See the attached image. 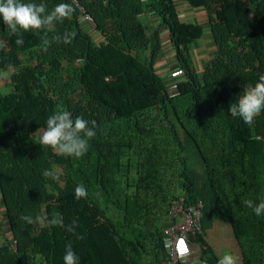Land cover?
<instances>
[{
	"label": "trees",
	"instance_id": "trees-1",
	"mask_svg": "<svg viewBox=\"0 0 264 264\" xmlns=\"http://www.w3.org/2000/svg\"><path fill=\"white\" fill-rule=\"evenodd\" d=\"M76 1L23 0L49 10L63 2L74 12L52 30L22 32V45L0 22V69H12L8 90H0V202L8 224L0 264H63L69 242L79 264H155L165 257L166 206L179 194L186 203L201 201L202 228L203 218L226 219L238 264H264V215L244 203L264 198V111L250 124L228 111L264 73V0H185L204 9L215 44L200 73L190 48L201 25L181 19L173 0ZM147 10L167 30L182 74L170 85L154 64L160 46L157 29L148 31ZM65 31L75 33L70 44L44 45ZM61 109L89 127L95 121L80 158L40 145L32 131ZM187 146L200 158L198 174L187 167ZM160 167L176 170V184L154 181ZM45 169L53 176H43ZM81 183L88 195L76 199ZM53 212L64 225L76 221L75 234L47 226ZM26 215L39 220L27 224ZM188 242L205 264H217L202 232Z\"/></svg>",
	"mask_w": 264,
	"mask_h": 264
},
{
	"label": "clouds",
	"instance_id": "clouds-1",
	"mask_svg": "<svg viewBox=\"0 0 264 264\" xmlns=\"http://www.w3.org/2000/svg\"><path fill=\"white\" fill-rule=\"evenodd\" d=\"M74 9L70 4L60 2L51 10L44 3L23 2V0H0V22L7 26L10 35H15L17 45L23 44L22 32L30 30H52L57 23L71 18ZM75 36L71 31L53 35L51 41L44 39V45L51 43L70 44ZM0 43V47H3ZM228 111L231 117L241 118L244 123L250 124L254 118L264 111V73L259 74L258 80L248 84L243 94L230 103ZM95 121L89 127V121L81 116L73 118L67 110H57L49 115L45 126L39 129V144L54 150L58 155L80 158L88 151L89 140L95 136ZM45 177H52L53 173L45 169L42 172ZM88 195L86 187L81 183L74 188L76 199L85 198ZM245 205L252 209L256 216L264 215V198L258 203L252 200L244 201ZM27 224L36 223L39 218L24 216ZM47 226H62L65 230L75 234L78 227L76 221L64 225L63 218L57 212H53L50 219L45 221ZM77 239H84L83 235H77ZM63 264H79V257L73 250L71 242L65 245ZM217 264H238V259L231 253L225 252L218 258Z\"/></svg>",
	"mask_w": 264,
	"mask_h": 264
},
{
	"label": "crops",
	"instance_id": "crops-1",
	"mask_svg": "<svg viewBox=\"0 0 264 264\" xmlns=\"http://www.w3.org/2000/svg\"><path fill=\"white\" fill-rule=\"evenodd\" d=\"M173 1L175 5V10L181 19L185 20L186 22H191V21L197 22L201 25V29H202L201 34L195 41H193L190 48V54L194 62L193 64L195 65L197 72L200 73L202 67L205 65L204 63H206L208 59L215 53V44L210 33V28L206 19L205 11L200 6H191V5L189 6L185 2V0H173ZM143 16L148 24L147 26L149 32L157 29V37L159 39L160 52H158L157 54L158 59L156 60V62H154V64L156 65L158 72L167 78V81L169 82L168 84L170 85L176 79H179L182 76V74L179 68H177L176 64H174L175 63L174 53L170 45L169 38L167 36L168 34L167 30L158 26L157 18L155 16L154 11L147 10ZM85 27H90L91 31L93 32L92 34L96 40H100L102 38L99 33L95 32V30L92 28V26H90V24L88 23L85 24ZM214 220L217 219L216 218L212 219L211 222H208L207 219H204L203 220L204 228L209 229L211 224H213ZM204 228H202V233L204 232ZM1 239L2 238L0 235V240ZM204 240L206 241L207 244H209L205 238ZM196 246H197L196 243L188 242L187 245L188 254L184 255V259L187 261H193L190 262V264H196L198 260H200L197 257V254L195 253V251L197 250ZM210 247L217 255V251L211 245ZM225 251H219V253L222 254L225 253ZM235 256L239 261L240 253L237 245H236ZM155 264H159V263L156 262Z\"/></svg>",
	"mask_w": 264,
	"mask_h": 264
},
{
	"label": "built area",
	"instance_id": "built-area-1",
	"mask_svg": "<svg viewBox=\"0 0 264 264\" xmlns=\"http://www.w3.org/2000/svg\"><path fill=\"white\" fill-rule=\"evenodd\" d=\"M73 1L77 4L76 0ZM79 8L82 14L81 20L92 26V17L84 11L82 6L79 5ZM201 210L202 203L199 199L192 203H186L185 198L180 194L169 199L166 214L171 221L161 229L165 257L158 262L159 264H190L193 262L185 260L184 255L188 254V235L202 232ZM196 264L205 263L198 260Z\"/></svg>",
	"mask_w": 264,
	"mask_h": 264
},
{
	"label": "rangeland",
	"instance_id": "rangeland-1",
	"mask_svg": "<svg viewBox=\"0 0 264 264\" xmlns=\"http://www.w3.org/2000/svg\"><path fill=\"white\" fill-rule=\"evenodd\" d=\"M86 28L90 30L91 33H93L90 27H86ZM11 70H12L11 68L0 69V90L2 91H6L9 88V85H8L9 76L8 75L11 72ZM33 130H36L35 132L38 131L39 133V128L32 129V131ZM146 145L148 146V143H146ZM183 156L185 158L187 167L190 169V171L198 174V172L201 171V168H202L201 161H200V158L198 157V154L193 149V147L187 146V149L184 151ZM121 160L122 162H124V158H121ZM171 170H173V167H169V168L160 167L158 176L154 178V181L157 184L160 183L162 186H164L165 181H169L171 179V181L169 182L170 185L176 184V181L174 180L175 178L174 174L176 173V170L174 171H171ZM130 191H132V189H130ZM107 211L111 213L110 212L111 208L107 209ZM7 233H8V224L6 221L5 214H4L3 206L1 205V202H0V235L2 237L3 235H6ZM203 237L217 251V256L221 255L219 251H225V250H226L225 252L231 253L232 255L235 256L236 243L233 239L232 232L228 225V222L224 218H219L217 220H214L213 224H211L209 229L204 228Z\"/></svg>",
	"mask_w": 264,
	"mask_h": 264
}]
</instances>
